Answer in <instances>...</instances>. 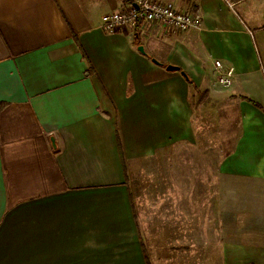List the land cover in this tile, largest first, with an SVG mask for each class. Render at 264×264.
Listing matches in <instances>:
<instances>
[{
  "label": "crops",
  "instance_id": "1",
  "mask_svg": "<svg viewBox=\"0 0 264 264\" xmlns=\"http://www.w3.org/2000/svg\"><path fill=\"white\" fill-rule=\"evenodd\" d=\"M161 1L202 26L109 33L102 16L126 0H0V264H149L126 161H174L182 143L217 151L221 214L264 233V0ZM216 60L235 70L229 87ZM219 102L236 113L227 139L216 111L213 129L194 121ZM167 195L197 213L195 186Z\"/></svg>",
  "mask_w": 264,
  "mask_h": 264
},
{
  "label": "rangeland",
  "instance_id": "2",
  "mask_svg": "<svg viewBox=\"0 0 264 264\" xmlns=\"http://www.w3.org/2000/svg\"><path fill=\"white\" fill-rule=\"evenodd\" d=\"M193 104L198 106L197 99ZM230 109L231 116L227 117L222 113L220 102L214 106L208 104L207 108L197 110L195 125L201 126L200 121L204 120L208 125L216 126L212 113L216 111L215 120L220 123L218 137L227 139V131L236 125V113L232 106ZM150 121L157 122V119ZM195 151L197 153L189 154L188 146L182 143L181 158L177 155L174 161L173 150L163 155L170 154V161H160L162 155L150 161H126L128 189L149 264H240L241 261L244 264H264V233L257 228L248 234L239 233L241 229H236V224L237 221L246 222L244 214H234L235 217L230 211H225L229 215L221 214L217 151L206 153L198 147ZM186 158L191 161H186ZM189 178L193 181L189 182ZM194 186L197 195L196 221L193 219L195 215L187 211L188 198L163 196L164 191H174L177 195ZM160 202L169 204L160 209ZM172 202L174 205L178 202L179 207H172ZM233 218L235 224L232 223ZM222 222L226 223L225 227L228 222L230 229H222ZM237 238L243 241H235L234 244L233 240ZM228 257L229 263L225 261Z\"/></svg>",
  "mask_w": 264,
  "mask_h": 264
},
{
  "label": "built area",
  "instance_id": "3",
  "mask_svg": "<svg viewBox=\"0 0 264 264\" xmlns=\"http://www.w3.org/2000/svg\"><path fill=\"white\" fill-rule=\"evenodd\" d=\"M126 4L123 9L102 16L101 28L104 31L114 33L139 23H156L173 32L190 31L202 26L199 10L181 11L161 0H126ZM214 73L218 84L223 87L232 85L233 67L224 69L223 63L216 60Z\"/></svg>",
  "mask_w": 264,
  "mask_h": 264
},
{
  "label": "water",
  "instance_id": "4",
  "mask_svg": "<svg viewBox=\"0 0 264 264\" xmlns=\"http://www.w3.org/2000/svg\"><path fill=\"white\" fill-rule=\"evenodd\" d=\"M136 5V4H135ZM137 6V5H136ZM139 50L140 51H143L144 52V47L143 46H139ZM153 61L154 62H158L156 59H154L153 58ZM167 69L168 70H180V67L179 66H177V65H172V64H170V65H168L167 66ZM181 73L184 75V76H186L187 74H186V72L185 71H181ZM187 77V76H186Z\"/></svg>",
  "mask_w": 264,
  "mask_h": 264
}]
</instances>
